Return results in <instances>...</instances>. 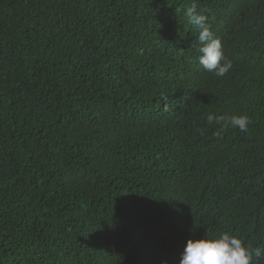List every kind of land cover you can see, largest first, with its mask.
Masks as SVG:
<instances>
[{"label":"trees","instance_id":"obj_1","mask_svg":"<svg viewBox=\"0 0 264 264\" xmlns=\"http://www.w3.org/2000/svg\"><path fill=\"white\" fill-rule=\"evenodd\" d=\"M191 3L0 0V264H180L225 232L264 248V0H198L222 78ZM209 113L252 123L220 139Z\"/></svg>","mask_w":264,"mask_h":264},{"label":"clouds","instance_id":"obj_2","mask_svg":"<svg viewBox=\"0 0 264 264\" xmlns=\"http://www.w3.org/2000/svg\"><path fill=\"white\" fill-rule=\"evenodd\" d=\"M206 11L198 7V0H192L191 6L186 8L185 16L198 32L200 47L197 51L202 54L198 59L199 65L205 71L222 78L232 69L233 63L224 54L221 40L211 30ZM206 121L208 125H221L214 133L220 139L229 128L246 133L252 123L247 115L228 116L214 113L207 114ZM199 131L203 134V130ZM254 257L264 260V248L245 246L240 238L225 232L218 239H189L180 264H253Z\"/></svg>","mask_w":264,"mask_h":264}]
</instances>
